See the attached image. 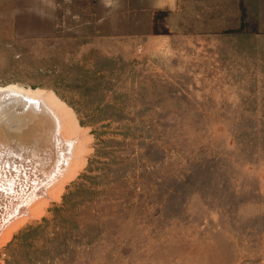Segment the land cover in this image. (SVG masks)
<instances>
[{
	"label": "rangeland",
	"instance_id": "374dc122",
	"mask_svg": "<svg viewBox=\"0 0 264 264\" xmlns=\"http://www.w3.org/2000/svg\"><path fill=\"white\" fill-rule=\"evenodd\" d=\"M155 6L0 0V89L73 141L0 264H264V0Z\"/></svg>",
	"mask_w": 264,
	"mask_h": 264
},
{
	"label": "bare ground",
	"instance_id": "6f19581e",
	"mask_svg": "<svg viewBox=\"0 0 264 264\" xmlns=\"http://www.w3.org/2000/svg\"><path fill=\"white\" fill-rule=\"evenodd\" d=\"M0 90L1 239L2 229L29 213L32 202L66 171L73 141L60 137L58 115L40 98Z\"/></svg>",
	"mask_w": 264,
	"mask_h": 264
},
{
	"label": "crops",
	"instance_id": "0c3cea01",
	"mask_svg": "<svg viewBox=\"0 0 264 264\" xmlns=\"http://www.w3.org/2000/svg\"><path fill=\"white\" fill-rule=\"evenodd\" d=\"M155 7L171 8L175 4V0H153ZM156 3V4H155Z\"/></svg>",
	"mask_w": 264,
	"mask_h": 264
},
{
	"label": "snow or ice",
	"instance_id": "6c2138e0",
	"mask_svg": "<svg viewBox=\"0 0 264 264\" xmlns=\"http://www.w3.org/2000/svg\"><path fill=\"white\" fill-rule=\"evenodd\" d=\"M0 92H2V90H0ZM14 95V94H13ZM3 99V96L2 95H0V100H2ZM0 119H2V117H0Z\"/></svg>",
	"mask_w": 264,
	"mask_h": 264
}]
</instances>
